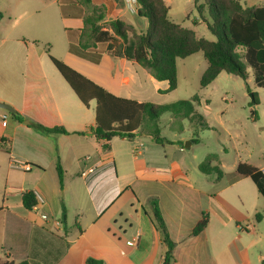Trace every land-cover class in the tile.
Instances as JSON below:
<instances>
[{
	"label": "crops",
	"instance_id": "crops-1",
	"mask_svg": "<svg viewBox=\"0 0 264 264\" xmlns=\"http://www.w3.org/2000/svg\"><path fill=\"white\" fill-rule=\"evenodd\" d=\"M121 1L92 0L106 11L103 29L119 19L138 32L146 31L148 21L128 13ZM164 1L170 19L178 24L176 7L184 6L186 12L195 4H204V0ZM239 1L248 7L264 6V0ZM207 12L206 8V19ZM63 19L75 24L65 26L68 42L56 58L116 97L139 103L171 102L169 95L174 91L168 92V82L156 80L132 58V36L127 44L120 42L121 56L115 49L108 50V42L98 43L82 55L72 50L79 41L66 31L80 29L82 20ZM193 23L200 26L198 20ZM0 103L14 109L0 108L1 260L31 264H86L89 258L104 264H264V230L259 224L263 217L251 225V214L245 216L246 202L251 210L263 203L264 197L251 178H233L237 167L221 179L205 175L199 170L204 158L194 155L193 162L184 160V147L166 138L164 144L147 137L145 141L141 135L134 140L114 138L105 150L106 142L97 140L91 130L95 127V101L84 105L55 66L46 63L45 53L24 39L0 37ZM182 120L175 133L183 131ZM37 125L62 127L72 134L45 133ZM14 161L32 169L25 172L13 167ZM58 162L64 171L63 186ZM91 167L95 171H89ZM28 192H37L42 198L32 210L22 202ZM152 200L158 202L176 245L170 262H166L167 248L155 224ZM62 207L66 209L65 222ZM204 216L206 228L192 236ZM246 222L249 226L243 225ZM132 240L135 244L129 245Z\"/></svg>",
	"mask_w": 264,
	"mask_h": 264
},
{
	"label": "trees",
	"instance_id": "trees-1",
	"mask_svg": "<svg viewBox=\"0 0 264 264\" xmlns=\"http://www.w3.org/2000/svg\"><path fill=\"white\" fill-rule=\"evenodd\" d=\"M61 4V13L65 19H81L83 26L66 31L78 46L72 50L84 55L86 50L95 48L98 43L108 42V50H116L122 55L121 44H127L129 37L133 38L132 58L142 68L147 70L156 80L167 81L168 92L175 91L178 86L177 62L197 53H202L207 61V67L202 74L200 87H208L221 73L235 75L247 81L248 69L253 70L254 81L258 87L264 88V6L248 7L239 0H204L203 5H194L197 20L206 24L208 30L216 38L209 41L198 37L196 32L170 19V8L164 0H139L138 16L148 21L146 31L138 32L134 26L116 19L106 24L104 8L96 6L92 0H65ZM207 8L208 19L204 12ZM0 13V18H1ZM195 20L194 22L196 23ZM49 53V52H48ZM49 58L64 80L74 91L79 100L86 106L95 101V127L91 130L99 141H105L104 149H109V142L114 138L134 140L137 135L150 138L157 144H164L160 126L161 117L170 113L174 119H188L199 143V133L210 129L205 117L196 110L201 104L198 94L190 100H180L172 103L155 104L139 103L116 97L97 86L83 75L73 70L63 61L51 56ZM98 61V60H96ZM252 101L253 106L259 104L257 94ZM15 120L20 121L17 114L12 113ZM257 111H251V118L257 120ZM45 133H60L69 135L62 127L47 128L37 125ZM218 155L209 154L199 165V170L205 175H215L216 179L224 176V171L216 164ZM60 184L63 186L64 171L57 163ZM233 178H251L264 197V172L245 163H239ZM23 205L32 210L39 205L34 192L23 195ZM153 217L159 230L162 242L167 248L166 262L173 259L175 243L172 240L167 224L159 208L158 202L152 200ZM3 209L0 208V212ZM262 215H256L260 221ZM66 220V209L62 207V221ZM208 224L204 216L194 227L192 236L200 235ZM0 264H31L29 261L15 263L1 260ZM86 264H104L102 260L89 258Z\"/></svg>",
	"mask_w": 264,
	"mask_h": 264
},
{
	"label": "rangeland",
	"instance_id": "rangeland-1",
	"mask_svg": "<svg viewBox=\"0 0 264 264\" xmlns=\"http://www.w3.org/2000/svg\"><path fill=\"white\" fill-rule=\"evenodd\" d=\"M65 2V0H0L2 16L0 37L11 40L24 39L34 44L36 49L45 53L46 63L52 65L48 52L55 58L61 56L62 47L68 42L65 26L75 24V21L62 18L60 4ZM121 2L125 6L124 1ZM174 10L178 11L174 18L180 22L179 24L194 29L198 37L209 41L216 40L206 24L199 21L200 26L197 27L198 25L193 23L197 20L195 9L184 12V6H179ZM136 26L140 28L139 24ZM72 29L76 30V28ZM131 39L133 41V38ZM78 51L82 50L79 48ZM206 67L207 61L202 53L178 60V86L176 91L169 95L171 100L169 103L190 100L198 94L202 103L196 106V110L205 117L210 129L201 131L198 136L200 142L195 143L194 140L197 137L190 130L189 120L184 119L183 131L175 133L174 128L179 127L183 120H173L172 115L166 113L160 119L162 136L167 140H175L176 145L184 147V160L193 162L194 155L205 159L208 154H216L218 155L216 164L225 174L234 172L239 163H245L263 171L264 88L256 85L253 70L249 68L247 81L223 72L208 87L202 89L200 80ZM251 94H257L259 99L255 109ZM252 110L257 111V120L251 118ZM145 139L147 138L144 137ZM236 202L240 205L238 200ZM263 203L257 207L254 206L251 210L249 203L245 204V216L251 214L249 219L251 225L257 223L258 213L262 215L263 221L259 223L260 230H264ZM255 210H258L257 213H254ZM243 225L249 226V223L246 222Z\"/></svg>",
	"mask_w": 264,
	"mask_h": 264
},
{
	"label": "built area",
	"instance_id": "built-area-1",
	"mask_svg": "<svg viewBox=\"0 0 264 264\" xmlns=\"http://www.w3.org/2000/svg\"><path fill=\"white\" fill-rule=\"evenodd\" d=\"M123 1H124L125 8H126L128 13L138 14V11L141 7L139 0H123ZM90 159H91V157H87V160H90ZM12 166L16 167V168H20L21 170H23L25 172L30 171L32 169L31 165H29L27 163L17 162V161L12 162ZM95 169H96L95 167H91L89 169V171L93 172V171H95ZM34 194H35V196L38 199L39 204H40V202H42V198L40 197V195L37 192ZM43 218L46 219L47 216H43ZM128 244L134 245L135 241L132 240V241L128 242Z\"/></svg>",
	"mask_w": 264,
	"mask_h": 264
},
{
	"label": "water",
	"instance_id": "water-1",
	"mask_svg": "<svg viewBox=\"0 0 264 264\" xmlns=\"http://www.w3.org/2000/svg\"><path fill=\"white\" fill-rule=\"evenodd\" d=\"M250 97H251V101H253L254 100V95L253 94H251L250 95ZM0 108L1 109H5V110H8V111H10V112H14V109L10 106V105H8V104H4V103H0ZM256 108V106H254V109ZM140 136V134H138V137ZM190 144V143H189ZM191 145V144H190Z\"/></svg>",
	"mask_w": 264,
	"mask_h": 264
}]
</instances>
